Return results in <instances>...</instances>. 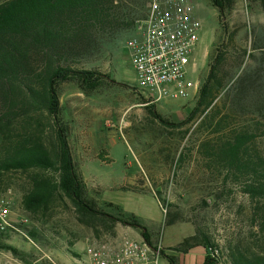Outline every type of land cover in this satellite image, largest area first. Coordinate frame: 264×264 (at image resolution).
Instances as JSON below:
<instances>
[{
    "label": "rangeland",
    "instance_id": "rangeland-1",
    "mask_svg": "<svg viewBox=\"0 0 264 264\" xmlns=\"http://www.w3.org/2000/svg\"><path fill=\"white\" fill-rule=\"evenodd\" d=\"M149 2L112 0L114 22L92 32L86 48L71 58L79 70L109 76L114 83L93 92L74 81L57 86L60 119L77 170L83 169L78 174L85 196L113 216L119 213L114 204L134 212L153 243L206 240L210 252L217 251L218 264H228L237 251L264 256V223L253 216L254 204L241 181L233 169L206 156L232 132L246 131L253 136L249 147L264 157V4L236 0L220 22L210 0H195L202 30L189 78L197 89L186 98L154 102L138 88L125 48L146 19ZM216 55L221 88L209 107L188 119ZM3 184L8 189L0 193L10 190L13 218L28 219L24 230L31 241L0 233V264H86L93 246L140 238V229L121 223L113 228L82 223L65 198L47 214L32 217L20 205L28 188L25 177L6 174Z\"/></svg>",
    "mask_w": 264,
    "mask_h": 264
},
{
    "label": "trees",
    "instance_id": "trees-1",
    "mask_svg": "<svg viewBox=\"0 0 264 264\" xmlns=\"http://www.w3.org/2000/svg\"><path fill=\"white\" fill-rule=\"evenodd\" d=\"M235 1L210 0L220 22ZM257 1L264 4V0ZM111 3L112 0L0 3V192L8 189L1 188L6 174H20L28 186L20 205L32 217L47 214L55 202L65 198L82 223L109 228L121 223L140 229V236L153 243L151 233L136 216L118 206V216H113L97 210L86 198V188L76 171L68 134L60 119L59 83L74 81L86 92L114 83L109 76L79 70L71 61L86 48L92 32L114 22ZM220 58L216 55L209 64L197 105L188 119L198 108L209 107L221 88L217 78ZM151 113L168 125L153 110ZM231 135L217 146V151L206 152V156L216 157L222 167L233 169L234 177L242 183V192L254 204L253 216L264 223V157L249 147L254 144L253 136L246 131ZM193 241L194 238H187L175 250L186 252L200 245L207 252L203 264H218L217 258L211 257L206 240ZM165 259L168 264H176L174 256L165 255ZM228 264H264V256L237 251Z\"/></svg>",
    "mask_w": 264,
    "mask_h": 264
},
{
    "label": "built area",
    "instance_id": "built-area-1",
    "mask_svg": "<svg viewBox=\"0 0 264 264\" xmlns=\"http://www.w3.org/2000/svg\"><path fill=\"white\" fill-rule=\"evenodd\" d=\"M137 35L125 42L138 88L154 102L186 98L197 89L193 61L202 30L195 0H150ZM0 193V233L28 240V219L13 218L8 194ZM31 241V240H30ZM217 258V251L209 252ZM166 251L160 241L124 238L118 244H98L87 250L86 264H161Z\"/></svg>",
    "mask_w": 264,
    "mask_h": 264
},
{
    "label": "crops",
    "instance_id": "crops-1",
    "mask_svg": "<svg viewBox=\"0 0 264 264\" xmlns=\"http://www.w3.org/2000/svg\"><path fill=\"white\" fill-rule=\"evenodd\" d=\"M72 155H73V153H72ZM73 160L75 163L76 171L78 173L83 172V169H80V171L77 170V163H76V159H75L74 155H73ZM79 166L82 167L83 162L80 163ZM114 205L118 206L117 204H114ZM120 209L125 213L133 214L134 216L139 218L138 215H136L134 212H130V211L122 209V208H120ZM182 241H183V239H181L179 242H177L173 245H168V246H164L162 244L163 247L165 248L166 254L174 256L176 259V264H203L205 261L206 255H207L205 248L203 246L198 245V246L190 247L189 249H187L186 252H179V251L175 250L182 243ZM166 264H168V262Z\"/></svg>",
    "mask_w": 264,
    "mask_h": 264
}]
</instances>
